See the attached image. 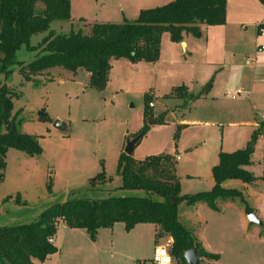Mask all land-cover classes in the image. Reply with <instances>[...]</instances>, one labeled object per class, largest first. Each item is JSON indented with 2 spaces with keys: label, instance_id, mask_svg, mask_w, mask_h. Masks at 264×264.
<instances>
[{
  "label": "rangeland",
  "instance_id": "rangeland-1",
  "mask_svg": "<svg viewBox=\"0 0 264 264\" xmlns=\"http://www.w3.org/2000/svg\"><path fill=\"white\" fill-rule=\"evenodd\" d=\"M262 7L256 0H226L225 26H200V38L193 40L192 50L188 49L191 55L179 48L172 52L167 34L162 35L156 62L114 64L101 92L89 88L83 72L73 78L70 72L53 68L27 82L19 74L20 67H12L5 84L17 95L13 113L18 112L22 120L20 132L36 137L41 155L29 157L13 149L6 153L4 180L0 184V228L30 224L46 209L72 199L145 196L142 191L118 190L121 179L116 176V165L127 141L144 126L143 97L148 93L157 100L156 108H152L154 115L165 110L159 104L165 103L171 110L164 124L148 121V129L135 146L132 158L143 161L150 156H173L181 194L204 192L206 188L209 191L211 170L218 163L219 153L245 148L254 130L248 125L264 123V69L260 63L264 50L262 55H255L264 47V35L253 30L254 22L263 15ZM71 28L84 34L88 30L80 23L72 27L67 22L50 25L51 31L62 35ZM224 32L233 36L236 47L219 44ZM45 35L33 36L30 45L35 47ZM36 54L22 47L16 53V61L27 65ZM211 78V99L185 107H181L182 101L164 100L165 95L180 86H190L196 94ZM238 90L242 95L231 99ZM180 94L188 95L183 91ZM43 114L46 120L39 121ZM55 122L63 124L64 129L56 130ZM178 125L186 127L180 128L174 140ZM250 161L253 164L249 171L258 184L247 190L232 188L242 193L261 225L248 224L245 228L233 216L230 227H217L218 239L213 236L210 241L220 253L217 264H264V186L260 185L264 182V129L253 145ZM102 171L111 181L93 188L90 181ZM16 196L20 199L17 203ZM6 197L11 199L3 202ZM219 205L222 207L221 202ZM233 205L229 213L244 210L238 201ZM188 210L184 204L180 206L179 221L189 228L182 216ZM147 248L141 244L135 253L120 246L103 257L113 264H136L131 260L148 264L151 255Z\"/></svg>",
  "mask_w": 264,
  "mask_h": 264
},
{
  "label": "trees",
  "instance_id": "trees-1",
  "mask_svg": "<svg viewBox=\"0 0 264 264\" xmlns=\"http://www.w3.org/2000/svg\"><path fill=\"white\" fill-rule=\"evenodd\" d=\"M264 6V0H257ZM226 0H173L160 7L141 10L134 21L121 24H94L88 34L81 30L67 35L50 30L53 22H70L69 0H0V184L4 180L5 157L13 149L29 157L41 155L36 137L20 132L22 120L13 113V99L17 95L5 84L10 78L11 68L18 65L24 81L53 68H61L76 74L83 70L90 75L89 88L101 92L105 89L110 71V61L125 59L130 63H154L158 60L160 40L164 33L170 41L182 42V35L200 38V26H222L225 24ZM46 34L35 47L30 45L33 36ZM24 47L28 52H37L33 61L24 65L16 61V53ZM211 78L195 97L181 95L184 87L173 91L179 100H197L206 96L212 87ZM152 97H143V122L140 132L143 137L149 120L164 124L166 112L154 115ZM186 102V101H185ZM186 103H184L185 105ZM39 121L46 120L40 115ZM177 126L174 140L178 137ZM264 123L254 130L244 149L232 153H219L218 163L211 170L214 186L208 192L182 196L179 180L175 174L176 159L170 155H158L136 161L121 153L117 160L116 176L121 179L120 191H142L145 196L109 197L103 200L72 199L43 211L32 223L0 228V264L43 263L56 253L48 243L54 239L57 227L63 222L69 229L84 230L92 241L97 231L111 229L122 224L126 232L136 225L149 224L156 227L155 239L168 238L172 244L169 254L174 264H186L183 255L195 249L199 264H213L218 255L204 251L194 230L178 220V208L184 204L190 208L204 204L217 212V202L238 201L244 213L252 211L242 193L222 187L226 181L251 184L256 179L244 170L251 165L253 145L262 134ZM142 168L140 174H137ZM104 172L99 173L90 186L110 182ZM49 188V186H48ZM6 197L3 202H8ZM19 196L15 202H19Z\"/></svg>",
  "mask_w": 264,
  "mask_h": 264
},
{
  "label": "crops",
  "instance_id": "crops-1",
  "mask_svg": "<svg viewBox=\"0 0 264 264\" xmlns=\"http://www.w3.org/2000/svg\"><path fill=\"white\" fill-rule=\"evenodd\" d=\"M170 1L172 2L173 0H69L71 20L70 22H67V23L71 27H72V24H76V23L86 25L88 29L87 30V34H88L91 26H93L94 24H115L117 25V24L123 23V21H134L138 17V14L141 10L152 9V8L157 7V5H161L163 3L168 4L170 3ZM257 4H260V3H258L257 1ZM262 12H263L262 13L263 15L257 20V22H254L253 24V30L255 31V34H257L256 33L257 26L262 21H264V8ZM224 26L225 25L208 26V27L223 28ZM70 31H72V28ZM165 34H167L169 38V34L164 33L163 36ZM43 37L44 36L40 38V41ZM219 38L221 39L218 41L220 45L225 43L230 48H232V46L233 47L237 46V43L233 40V36L230 33L228 34L224 32L220 35ZM194 39L195 38H193L192 36L188 34H183L181 43L175 44L171 42V51L178 52V50L181 49L182 53L191 55L188 49H191V50L193 49ZM208 43L209 42L207 39L206 40L207 46H209ZM257 51H255L256 56L258 54H261V55L263 54V51L261 52H257ZM126 62L128 61L125 59L110 61L111 68L108 73V82H109V76H110V73L112 72L114 64H118V63L122 64ZM255 63L257 62L255 61ZM260 63L264 69V60ZM82 72L87 79V83H89L90 75L83 70H78L76 74L74 75L71 74V76L73 78H76V76ZM180 87H184L186 89L188 97H193L199 93L198 92L195 94L190 86H180ZM174 90L175 88L172 89L168 95L164 96L165 102H170V101L173 102L174 100L177 102L182 101L186 104L184 105L183 103L181 107L183 106L185 107L187 104H190V103L211 99L214 86L211 87L210 92L206 96L199 98L197 100L195 99L179 100L173 96L172 93ZM148 94L152 97V101H153L152 103L154 106L153 108H156L155 106L156 105L155 102L157 101L156 98L154 97L153 94L151 93H148ZM159 106L161 108L163 107L165 108V110H158L159 113L166 112L168 115V113L170 112L168 110H171V109L168 108V106L165 103L159 104ZM260 124L261 123H252V124H249L248 127H251L254 130H256L258 129ZM178 126H180L181 128L186 127V125H178ZM232 152H228V153H232ZM252 164L253 163L251 162V165L248 167H245L244 170L250 172L249 169L252 166ZM250 173L252 174V172ZM232 182H237V183L234 185V183ZM257 184L258 183L256 181L248 185L242 184L238 181H226L225 183L222 184V187L228 190H233V189L237 190L236 188H232L233 186H236V187L247 190L248 186H253V185L255 186ZM260 185L264 186V182H261ZM213 186H214V182L212 179V181L209 184V187H210L209 189L211 190ZM206 189L204 192H208L206 191ZM199 193H202V192H199ZM180 194H181V186H180ZM194 194H197V193H194ZM194 194H189V195H194ZM181 195L185 196L186 194H181ZM219 204L220 202H217L216 204L217 209H218L217 212L211 211L204 204H197L193 207H190V210L183 211L182 216L184 218V222L189 225V228L194 230V234L197 240L201 243L204 251L212 255H218L220 258V253L217 250H215L211 246V243H210L211 237L214 236L218 239L219 230L217 227H222V228L230 227L232 224L233 216L235 217V219L239 220L240 224L245 228L248 225V222L246 220L247 215L244 213V210L238 211L237 214L229 213L234 208L233 207L234 202L232 203H229V202L222 203L221 202L222 207ZM179 208H178V220L180 219ZM249 209L257 217V214L255 213V211L251 207H249ZM213 223L215 224V227L211 226L213 225ZM59 229H60V232H58ZM156 230H157L156 227L153 225L141 224V225H136L131 231L126 232L122 224H115L111 229L98 230L95 240L92 241L89 235L86 233V231L78 230V229H69L66 227V225L63 222H60L57 227L56 235L53 239L54 241L53 246L56 248V253L49 256L43 263H37V264H113L110 261V259L106 258L107 260H104L105 259L104 257H107V254H110L111 249L113 248L117 249L120 246H123V247L126 246L130 248L131 250H133L132 252L136 253L138 252L137 248L141 244L147 245L148 247L147 252L150 253L152 257L154 247L158 244H161L162 240H165V237L158 239V240L155 239ZM134 261L136 264L137 263L145 264V262H139V261L136 262V260H131L132 263ZM218 261L213 262V264H217ZM115 264H120V263L116 262ZM122 264H127V263L124 262ZM148 264H151V258L149 259Z\"/></svg>",
  "mask_w": 264,
  "mask_h": 264
},
{
  "label": "built area",
  "instance_id": "built-area-1",
  "mask_svg": "<svg viewBox=\"0 0 264 264\" xmlns=\"http://www.w3.org/2000/svg\"><path fill=\"white\" fill-rule=\"evenodd\" d=\"M256 33L261 36L264 35V21L257 26ZM263 50L264 47L259 49L257 52H261ZM241 95L242 92L238 90L235 93H233L230 96V98L235 99ZM149 107L153 108V104H150ZM261 119L264 120V115L261 116ZM53 242H54L53 239L48 240V243L51 245H53ZM171 244H172L171 240L168 239L166 242L156 245L152 253L151 264H174L169 254V249L171 247Z\"/></svg>",
  "mask_w": 264,
  "mask_h": 264
},
{
  "label": "water",
  "instance_id": "water-1",
  "mask_svg": "<svg viewBox=\"0 0 264 264\" xmlns=\"http://www.w3.org/2000/svg\"><path fill=\"white\" fill-rule=\"evenodd\" d=\"M150 123L151 122H149V124ZM54 128L56 130L62 131L64 129V125L61 123L55 122ZM140 138H141L140 136H137V137L133 138L132 140L127 141L126 146H125L124 151H123V153L126 156H132L133 150H134L135 146L137 145V143L140 141ZM141 171H142V168H139L137 171V174H140ZM246 220H247L249 225H261L260 221L257 219L255 214H253V213L247 215ZM183 258H184L186 264H199V260H198L197 253H196L195 249H191L189 251H186L183 255Z\"/></svg>",
  "mask_w": 264,
  "mask_h": 264
}]
</instances>
